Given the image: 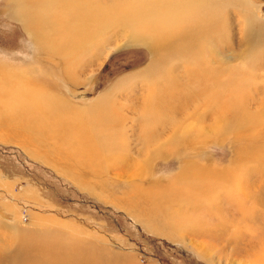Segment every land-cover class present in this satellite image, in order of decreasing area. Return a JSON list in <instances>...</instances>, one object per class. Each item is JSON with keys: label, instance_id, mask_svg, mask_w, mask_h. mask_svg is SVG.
Returning <instances> with one entry per match:
<instances>
[{"label": "bare ground", "instance_id": "obj_1", "mask_svg": "<svg viewBox=\"0 0 264 264\" xmlns=\"http://www.w3.org/2000/svg\"><path fill=\"white\" fill-rule=\"evenodd\" d=\"M227 3L232 7L248 10L243 22L248 24L245 27L251 30L250 25H253V19L257 17L258 12L251 10L245 0H7L5 16L19 24L25 31L34 45L39 65L49 75L54 74L53 78L59 85H68L71 91L84 84L85 70L92 72L95 69L98 59L105 55L104 51L109 43L107 40L114 35L126 38L127 46L144 47L150 55L159 57L161 63L157 70H150L149 66L153 60L151 58L148 62L150 64L141 71L145 74V80L152 85V88L148 89V94L144 93L142 97L137 94L131 96L129 90L125 91V94L124 92L118 94L116 91L120 88L117 83L110 92L85 106L76 105L69 100L63 90L61 91L62 87H57L55 80L44 79L41 76L36 78L31 70L30 72L24 69L20 72L0 69L7 73L0 82V103H3L4 108L8 107L10 112L6 114L7 111L4 113L0 110V116L12 115L20 118L22 133L32 137L34 134L31 130H35L39 134L37 136L39 139L35 136L31 139L33 141L36 139L38 146L48 137L67 153L82 155L81 161L90 164L117 163L119 169L123 167L127 170L132 167L133 169L125 176L136 186H132L128 194L122 196L119 206L124 207L137 219L142 217L140 220L157 234H163L172 238L171 240L181 237L185 232L204 235L205 230H208L206 225L209 226L207 221L204 218L200 219L202 217L198 219L191 217L187 210L192 207L210 206L218 211L215 214L220 212L223 215L225 208L222 206L229 202L230 197L229 203L236 199L237 205L242 207L239 215L246 218V225L254 226L256 221L249 216L254 214L255 203L261 200L258 198L264 192V149L254 140V135L247 138V134L241 133L248 119L247 114L250 117L255 115L254 118H257L256 113L242 102L248 105L249 102L258 101L257 105L261 104L264 101V90H257L262 94L263 101L255 98L246 99L245 95L243 97L236 91L241 81L243 84L250 83L244 78L241 81L236 78L239 70L234 69L233 62L239 57L229 58L225 55L221 59L217 54L218 48H209L208 52L205 51L208 42L216 38L218 22L223 20L222 16L220 18L218 16L219 9ZM114 27L123 29L107 37ZM254 28L257 29L256 24ZM257 33V38L263 39V32L257 29ZM256 36L254 35L255 38ZM251 39L243 45L255 44L258 47L263 41L264 46V40L258 42ZM201 41H203L201 49L195 52L196 44ZM159 73L164 76L159 77ZM160 78L170 81L167 85L169 93L164 100H159L158 96L155 98L158 92L153 93V88L163 82V79L159 80ZM174 83L176 84L173 85ZM174 91L176 92L173 93ZM191 97L204 99L192 113L193 119L188 116L185 118L171 116L187 115L186 106L194 103L190 100ZM117 98L122 101V105ZM204 109V116H212L209 120L210 125L201 127V121L198 119L203 117ZM225 109L232 113L229 121L225 120ZM166 118L172 121L165 120ZM187 120H195L190 123L197 129L200 128L198 132L201 133V137L217 135L222 139L228 133L235 132L234 143L237 144V149L234 153L236 156L232 177L224 172L216 173L209 167L196 166L199 173L205 171L204 175L211 174L210 177L203 178L200 186L188 181L190 174L187 172L194 170V165L188 169L187 165H184V172L182 170V174H179L171 184L152 183L150 187L140 183L149 176L148 172L145 173L149 163L162 156L161 152L154 150L153 144L167 139L170 141L168 145H171V142L178 143L179 140L190 137L193 125L187 123L185 128L182 127ZM126 124H132L130 129L137 131L134 134H137L135 137L139 148L135 152L127 144L123 145L124 147L120 144L121 137L126 140V135L130 134L128 137L133 135L126 131ZM66 128H70L69 136L71 139L74 138L77 146H69L65 138L60 136V130ZM114 132L122 135L117 139L118 135ZM198 132L196 131L197 134ZM124 148L131 152L124 151ZM172 148H176L173 152L176 155H181V151H185V148L182 150L176 147V144ZM118 151L125 155L119 156ZM119 171L115 180L123 176ZM141 171L147 178L144 177L145 179L139 182V179L143 178ZM199 173L198 175H201ZM72 175L75 176L73 172ZM240 178L246 180L241 183L238 181ZM231 180L238 182L242 192L238 189L239 192L233 190V186H230ZM249 183H253L259 192L254 191ZM221 186L223 191L219 189ZM222 194L229 198H222L224 201H220L218 198ZM242 221L228 223L224 227L225 230L216 231L219 233L235 231L237 235L231 237L229 233L227 240L237 239L242 232L239 230ZM12 224L15 226L8 227L7 232H4L3 228L0 229L2 232L0 264H102V261L93 258L95 254L92 255L90 249H82L79 254L77 243L72 247V242L78 241V234L73 229L50 223L24 224L25 227L15 222ZM4 239L7 243L3 245L4 241L1 240ZM61 241L67 242L64 254L55 251L48 256L50 253L45 252L44 247H49L50 244L57 248V243ZM83 241L81 245L91 244L95 252L105 248L104 243L97 240ZM204 242L207 246L208 242ZM31 252L36 253L29 256ZM100 254L102 255V251ZM250 255L252 258L249 260L250 263L264 264V248ZM67 257L69 258L66 259ZM123 262L122 257L118 260L111 258L109 264Z\"/></svg>", "mask_w": 264, "mask_h": 264}, {"label": "rangeland", "instance_id": "obj_2", "mask_svg": "<svg viewBox=\"0 0 264 264\" xmlns=\"http://www.w3.org/2000/svg\"><path fill=\"white\" fill-rule=\"evenodd\" d=\"M245 1L251 10L258 12L257 17L253 19V25L249 24L252 29L248 30L245 27L248 24L243 22V17L248 15V10L232 7L230 3H227L219 9L220 14L218 16L219 18L222 16L223 20L218 22L216 38L213 37L214 40L208 42L205 51L208 52L209 48H218L219 53L217 54L220 55L219 58L221 59L225 55H228L229 58L231 56L239 57L233 62L234 69L239 70L236 78L239 81L244 78L250 83L243 84L241 81L236 91L243 97L245 95L246 99L253 100L255 98L263 101L262 94H259L257 90H264V46L262 45V40H264V0ZM6 2L7 0H0V69L4 71L18 70L20 72L24 69L31 70L36 78L41 76L44 79L55 80L54 74L49 75L39 65L34 45L31 44L25 31L20 28L19 24L5 16ZM254 24L258 30L263 32V39L257 38V29L254 28ZM122 29L120 27L112 28L107 37L113 36ZM250 38L258 42L262 41V44L258 47L255 44L243 45ZM126 40V38L117 35L107 40L109 43L104 51L105 55L101 57L102 59H98V64L92 72L85 70L84 78L86 80L77 90L71 91L68 85H59V82L55 80L57 87H62L61 91L63 90L66 97L76 105L80 104V106L91 104L101 95L110 92L117 83L120 88L116 91L118 94L120 92L125 94V91L128 90L131 96L137 94L142 97L144 93L148 94V89L152 88V85L148 86L147 82L149 81L145 80V74L141 71L150 64L148 62L151 58L153 60L149 68L150 70H157L161 59L156 55H150L144 47L139 45L127 46ZM202 45L203 41L198 42L194 49L195 52L199 51ZM230 63L232 64V60ZM1 66L6 67L2 68ZM4 71H0V82L7 75ZM11 73L12 71H10ZM163 76L164 74L159 73V77ZM161 79L163 82L154 87L158 90L153 88V93L158 92L155 98L158 96L159 100H164L169 93L167 85L170 81L164 78L159 80ZM180 86H184V84H180ZM117 99L119 100V98ZM190 100L194 103L186 106L187 115L171 114V116L178 118L188 116L193 119L192 113L198 109L204 99L191 97ZM256 102H249L248 105L242 102L244 106H248L249 110L252 109L256 113L257 118H254L255 115L250 117L247 114L248 119L241 129V133L242 135L247 134L248 137L244 135L247 138L249 135H254V140L264 149V146H261L264 145V101L261 104L258 103L259 105ZM119 104H123L121 100H119ZM7 108H4L3 103H0V110H3L4 113L7 111L6 114H9ZM228 111L231 112L224 110V117L227 121L231 120L232 117V113L230 114ZM204 112L205 109L202 112L203 117L198 119L201 121V127L209 126L210 116H212H204ZM6 116H0V229L3 228L4 232L8 231V227L15 226L12 224L13 222L21 226L24 224L43 225V223L62 225L66 229H73L78 234V241L72 242V247L77 243L76 248L79 254L82 249H90L92 255L95 254L93 258L102 261V264H109L111 258L118 260L120 257H122V262L125 258L123 264H252L249 261L252 260L250 254L264 248V192L262 193L263 196L260 195L258 198L261 200H257L255 203L253 210L255 215L249 216L256 221L254 226L246 225V218L239 215L242 207L237 205L236 199H233V203H229L231 197L222 194L218 198L220 201H224L222 198H229V202L222 206L225 208V211L222 212L223 215L220 212L215 214L217 210L210 206L192 207L187 210L191 217L196 219L202 217L200 219L204 218L211 226L206 225L208 230H205L204 235L185 232L182 233L181 237L171 240L172 238L157 234L149 229L143 220H140L142 217L137 219L128 213L124 207L119 206L121 198L128 194L132 186H136L125 176L128 175V171L133 169L132 167L127 170L123 167L119 169L117 163L90 164L81 161L80 156L82 155L67 153L48 137L42 138L43 140L38 146L36 139H39L37 138L39 134L35 130H31L36 138L33 141L31 139L34 136L31 137L29 134L21 132L22 122L19 120L20 118L12 115L6 118ZM165 120L172 121L169 118ZM194 121L187 120L185 126L182 125V127L185 128L187 123L191 125L190 122ZM130 125L126 124L125 128L127 126L126 131L133 135L130 136L131 138L128 137L130 134L126 135L127 142L121 137L120 144H122L121 147L127 144L135 152L139 148L137 137H135L137 134H134L137 131H132ZM137 128L135 127V129ZM193 128L190 131V137L183 138L178 143L171 142V145H168L170 141L162 139L153 144L154 150L161 152L162 156L155 158L147 166L148 169L145 173L148 172V178L141 171L143 178H140L139 182L142 179H147L140 183L150 187L152 183L171 184L179 174H182V170L184 172V165H187L186 169L194 165V170L187 172L190 174L188 181L200 186L202 185L201 182L204 181L203 178L210 177L211 174L204 175L205 171L199 173L196 166L209 167L216 173L224 172L232 177V171L235 167H233L234 156H236L234 153L237 149V144L234 143L235 132L228 133L222 139L217 135L205 138L201 137V133L198 132L200 128L197 129L194 125ZM206 132L211 133L210 131ZM70 133V128H66L61 129L59 134L65 138L69 146L75 147L77 145L74 138H70ZM115 135H118V139L122 134L115 133ZM175 144L182 150L185 148V151H181V155L173 154L176 151V148H172ZM123 150L130 151L126 148ZM118 155L125 154L118 151ZM123 170L126 172L124 173ZM118 171L122 172L123 176L115 180L118 177ZM72 172L75 176L72 175ZM245 180V178L243 180L238 179L240 182ZM249 184L254 191L259 192L253 183ZM230 186H233L234 191L238 189L242 192L238 187V182L231 180ZM219 189L223 191V186ZM237 220H243L242 226L240 225L239 228L242 232L237 239L227 240L229 233L231 237L237 235L234 233L235 231H221V233L216 231L218 229L225 230L226 224L234 223ZM0 236H2V232ZM86 239L104 243L106 249L95 252L91 248V244L81 245L80 243ZM1 241H4L3 245L7 243L5 239ZM204 241L208 242L207 246ZM57 244V248H53L50 244L49 247H44L45 252L50 253L48 256L55 251L64 254L63 251L67 242L61 241ZM101 251L102 255L100 254ZM35 253L31 252L29 256ZM23 261L20 260V262Z\"/></svg>", "mask_w": 264, "mask_h": 264}, {"label": "flooded vegetation", "instance_id": "obj_3", "mask_svg": "<svg viewBox=\"0 0 264 264\" xmlns=\"http://www.w3.org/2000/svg\"><path fill=\"white\" fill-rule=\"evenodd\" d=\"M147 83H148V82H147ZM148 86H149V83H148ZM154 89L158 90L157 88H154Z\"/></svg>", "mask_w": 264, "mask_h": 264}]
</instances>
